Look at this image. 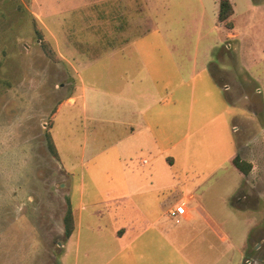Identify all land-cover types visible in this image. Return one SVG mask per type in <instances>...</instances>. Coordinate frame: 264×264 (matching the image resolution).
I'll list each match as a JSON object with an SVG mask.
<instances>
[{"label":"rangeland","instance_id":"rangeland-1","mask_svg":"<svg viewBox=\"0 0 264 264\" xmlns=\"http://www.w3.org/2000/svg\"><path fill=\"white\" fill-rule=\"evenodd\" d=\"M234 2L236 21L244 33L256 36L260 30L263 36L264 0ZM258 4L263 11L253 22L261 26L247 28L245 11ZM216 6V0H0V264H93L100 245L110 244V230L121 226L131 233L138 225L132 219L138 206L128 200H109L113 188L122 191L124 186L110 188L108 179L112 176L115 183L118 174L106 171L112 161L102 162L100 155L117 152L112 142L120 132H109L119 131V126L113 129L108 123L110 111L96 109L94 95L87 96L86 116L80 98L81 82L110 89L125 60L107 59L99 63L106 67L97 69L80 66L87 57L112 48L120 47L115 54L130 57L129 70L139 66L137 52L166 53L157 33L145 34L150 23L164 30L181 58L208 56L209 62L218 65L220 59L226 63L232 58V63L243 61L248 67L243 71L236 66L237 73L229 74V90L214 85L215 92L204 89L202 76L197 74L195 101L226 104L228 90L230 105L181 144H188L189 152H200L201 165L210 158L207 152H220L212 155L211 161H217L234 147L237 150L236 143H244L240 152H259L255 137L253 143L249 139L254 129L260 130L264 110L255 115L256 107L249 105L248 98L257 95L264 103V62L249 60L248 46L239 53L226 46L229 40L216 20ZM118 10L123 14L120 18ZM120 21L126 23L124 36L129 39L124 46L113 38V27ZM255 50L257 58L264 55V41ZM234 54L239 57L235 59ZM93 70H98V77ZM243 91L247 99L240 96ZM74 95L76 103L68 104L72 101L67 98ZM176 137L178 133L172 139ZM169 152H179V147ZM257 191L264 194L263 188ZM67 210L73 228L68 237L64 233ZM114 211H123L126 217L113 222ZM97 226L106 230L105 236L96 237L91 228ZM252 237L248 240L251 249ZM259 256L263 259L258 264H264V241L261 252L255 254Z\"/></svg>","mask_w":264,"mask_h":264},{"label":"crops","instance_id":"crops-1","mask_svg":"<svg viewBox=\"0 0 264 264\" xmlns=\"http://www.w3.org/2000/svg\"><path fill=\"white\" fill-rule=\"evenodd\" d=\"M229 1L232 5L229 16L232 27L226 28L217 21L226 30L225 37L229 40L226 46L238 53L248 46L249 60L264 62V55L257 58L255 50L259 41H264V35L260 30L256 36L244 33L236 21V3ZM216 2L215 16L218 0ZM261 11L263 7L259 4L248 6L246 24H250L247 28L255 26L258 29L261 26L253 22ZM117 15L120 18L123 14L118 10ZM240 23L244 24V21ZM125 27L123 21L113 27V38L117 37L123 46L129 42L124 36ZM146 29L145 34L157 33L158 44L165 46L166 53L137 52L139 66L129 70L130 57L116 55L121 51L120 47L112 48L110 52L103 53L107 55L87 57L80 66H95L97 69L106 67L99 63L107 59L125 60L120 68L121 74L116 75V80L112 79L110 89L93 84L86 86L81 82L80 98L85 115L88 111L87 96L89 99L94 95L96 109L110 111L106 117H110L108 123L113 129L119 126V131L109 132L112 135L120 132L112 142L117 152H102L103 155L100 152L102 162L112 161L106 171L114 170L118 174L115 183L112 176L108 179L110 188L124 186L122 191L113 188L109 200H117L118 203L128 200L138 206L132 217L138 225L131 229V233L121 226L110 230V244L108 247L100 245L93 264H245V260L258 264L263 257H255V254L261 252L264 241V224L257 225L264 221V194L257 191L258 188L264 189V121L260 130L254 129L249 139V143L255 140L259 152H240L244 143H236V147L239 146L237 150L234 147L217 161H211V158L220 152H207L210 158L201 165L200 152H189L188 144H181L183 138L229 109V74L232 71L237 73L236 66L243 71L248 67L243 61L232 63V58L226 63L220 59L221 66L209 62L208 56L201 60L195 55L181 58L175 52L174 42L165 36L164 30L161 32L156 23L148 24ZM234 57L237 59L239 55L234 54ZM97 72H93L95 77L99 75ZM197 74L203 77L204 89L215 92L214 85L228 89L227 103L219 101L216 104L205 99L195 101ZM242 93L240 96L247 99L246 91ZM256 97L248 98L249 105L254 103L256 107L255 115L264 110L263 100ZM67 100L72 101L68 104L76 103L75 95ZM98 121L104 122L103 119ZM239 126L233 125V128ZM177 133L178 138L173 140ZM177 147L179 152H169ZM236 154L251 164L247 174L231 163ZM134 197L135 201L131 200ZM177 205L184 208V213L176 216L175 220L169 211ZM125 217L123 211H114L111 221L118 222ZM112 226L115 223L111 222ZM91 229L97 238L107 233L100 226L96 230ZM250 236L254 240L253 249L248 248ZM81 264L91 263L84 261Z\"/></svg>","mask_w":264,"mask_h":264},{"label":"trees","instance_id":"trees-1","mask_svg":"<svg viewBox=\"0 0 264 264\" xmlns=\"http://www.w3.org/2000/svg\"><path fill=\"white\" fill-rule=\"evenodd\" d=\"M232 14V5L229 0H218V10L216 14V19L218 22L222 23L226 28L232 27V22L229 20V16ZM47 139L49 142V147L51 152H53V156L56 155V149L54 147V144L51 140V137L49 134H47ZM50 140V141H49ZM231 163L243 174H247L248 171L251 168V164L247 162L246 160L242 159L239 154H236L232 160ZM70 210H67L66 215L64 217V223H65V230L64 233L68 237L72 232L71 227V214Z\"/></svg>","mask_w":264,"mask_h":264},{"label":"built area","instance_id":"built-area-1","mask_svg":"<svg viewBox=\"0 0 264 264\" xmlns=\"http://www.w3.org/2000/svg\"><path fill=\"white\" fill-rule=\"evenodd\" d=\"M184 213V208L181 205H177L175 206L172 210L169 211V215L174 218L175 220H177L176 216L183 214ZM245 264H250L249 260H245Z\"/></svg>","mask_w":264,"mask_h":264}]
</instances>
